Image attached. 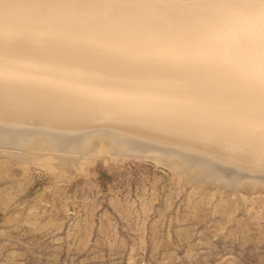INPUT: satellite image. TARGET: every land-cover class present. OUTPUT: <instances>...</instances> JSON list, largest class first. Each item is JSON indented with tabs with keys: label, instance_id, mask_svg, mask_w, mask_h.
Returning a JSON list of instances; mask_svg holds the SVG:
<instances>
[{
	"label": "bare ground",
	"instance_id": "6f19581e",
	"mask_svg": "<svg viewBox=\"0 0 264 264\" xmlns=\"http://www.w3.org/2000/svg\"><path fill=\"white\" fill-rule=\"evenodd\" d=\"M251 2L0 0V156L69 169L90 153L145 155L205 179L190 156L240 171L250 191L264 173V83L214 56L137 53L215 47Z\"/></svg>",
	"mask_w": 264,
	"mask_h": 264
},
{
	"label": "rangeland",
	"instance_id": "374dc122",
	"mask_svg": "<svg viewBox=\"0 0 264 264\" xmlns=\"http://www.w3.org/2000/svg\"><path fill=\"white\" fill-rule=\"evenodd\" d=\"M96 154L0 156V264H264V173L250 192L218 168Z\"/></svg>",
	"mask_w": 264,
	"mask_h": 264
},
{
	"label": "clouds",
	"instance_id": "9594fccd",
	"mask_svg": "<svg viewBox=\"0 0 264 264\" xmlns=\"http://www.w3.org/2000/svg\"><path fill=\"white\" fill-rule=\"evenodd\" d=\"M137 54L149 58L214 56L227 61L238 75L264 83V0H252L238 8L227 36L215 47L188 50L146 45Z\"/></svg>",
	"mask_w": 264,
	"mask_h": 264
},
{
	"label": "water",
	"instance_id": "95a60500",
	"mask_svg": "<svg viewBox=\"0 0 264 264\" xmlns=\"http://www.w3.org/2000/svg\"><path fill=\"white\" fill-rule=\"evenodd\" d=\"M66 132V131H65ZM165 146V145H164ZM167 146V145H166ZM190 155V154H189ZM183 159H185L188 163H191V165L192 166H194V167H197V168H199L202 172H204L205 170H209V168L211 169V168H217V167H214V166H212V167H208L209 165V163H208V161H205V160H202V159H198V158H191L190 156H185ZM203 161H205V162H207V164L205 163V162H203ZM218 169H220V168H218ZM222 170H224V171H227L226 173H230V175H232L231 177H229V181L230 182H232L234 185H236L238 182L236 181L237 179H236V175H237V172H240V171H233V169L232 168H230V167H223V169ZM218 174V173H217ZM216 173H214V175H215V177H217L218 175H217Z\"/></svg>",
	"mask_w": 264,
	"mask_h": 264
}]
</instances>
